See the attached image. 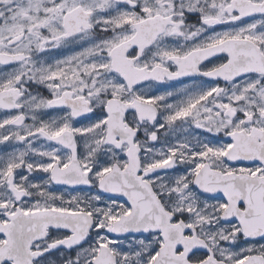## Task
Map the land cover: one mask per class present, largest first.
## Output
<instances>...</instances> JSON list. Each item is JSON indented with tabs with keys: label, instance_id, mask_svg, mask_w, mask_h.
Here are the masks:
<instances>
[{
	"label": "snow or ice",
	"instance_id": "snow-or-ice-1",
	"mask_svg": "<svg viewBox=\"0 0 264 264\" xmlns=\"http://www.w3.org/2000/svg\"><path fill=\"white\" fill-rule=\"evenodd\" d=\"M0 264H264V0H0Z\"/></svg>",
	"mask_w": 264,
	"mask_h": 264
}]
</instances>
